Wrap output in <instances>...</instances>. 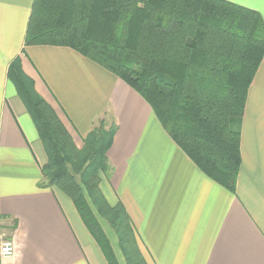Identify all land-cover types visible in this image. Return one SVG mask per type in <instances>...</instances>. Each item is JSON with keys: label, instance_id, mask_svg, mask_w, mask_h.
<instances>
[{"label": "crops", "instance_id": "obj_1", "mask_svg": "<svg viewBox=\"0 0 264 264\" xmlns=\"http://www.w3.org/2000/svg\"><path fill=\"white\" fill-rule=\"evenodd\" d=\"M34 1L0 0V245L14 244L9 262L108 264L72 199L43 187L48 156L10 76L18 63L78 148L100 120L116 124L112 171L100 189L109 204L125 206L148 264H264V58L248 91L233 193L200 170L118 76L70 47L26 46ZM228 1L264 19V0ZM105 231L126 264L114 232Z\"/></svg>", "mask_w": 264, "mask_h": 264}, {"label": "trees", "instance_id": "obj_2", "mask_svg": "<svg viewBox=\"0 0 264 264\" xmlns=\"http://www.w3.org/2000/svg\"><path fill=\"white\" fill-rule=\"evenodd\" d=\"M25 45L70 47L118 76L202 172L236 193L241 123L264 58L260 13L228 0H35ZM10 76L48 156L43 187L72 199L108 264L121 263L99 216L126 264H148L125 206L109 204L100 189L101 175L112 171L116 124L100 120L80 149L18 63Z\"/></svg>", "mask_w": 264, "mask_h": 264}, {"label": "built area", "instance_id": "obj_3", "mask_svg": "<svg viewBox=\"0 0 264 264\" xmlns=\"http://www.w3.org/2000/svg\"><path fill=\"white\" fill-rule=\"evenodd\" d=\"M15 253L14 244L11 241L3 240L0 245V261L1 264H11L9 261Z\"/></svg>", "mask_w": 264, "mask_h": 264}, {"label": "rangeland", "instance_id": "obj_4", "mask_svg": "<svg viewBox=\"0 0 264 264\" xmlns=\"http://www.w3.org/2000/svg\"><path fill=\"white\" fill-rule=\"evenodd\" d=\"M93 208H95L94 206H93ZM99 216V215H98ZM99 219H100V222H102V223H104V226L106 227L107 225H106V222L99 216ZM108 232L111 230L110 228H105ZM111 232V231H110ZM110 234V233H109Z\"/></svg>", "mask_w": 264, "mask_h": 264}]
</instances>
